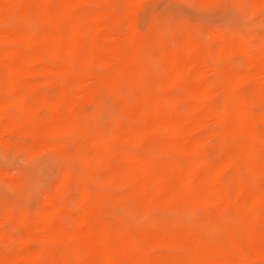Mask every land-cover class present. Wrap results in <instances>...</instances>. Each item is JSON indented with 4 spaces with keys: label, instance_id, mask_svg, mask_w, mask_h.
<instances>
[{
    "label": "bare ground",
    "instance_id": "obj_1",
    "mask_svg": "<svg viewBox=\"0 0 264 264\" xmlns=\"http://www.w3.org/2000/svg\"><path fill=\"white\" fill-rule=\"evenodd\" d=\"M28 1L0 0V10H9L13 18H21ZM258 1L264 7V0ZM61 4V12L56 14L51 0L35 1L36 18L46 25L44 35L5 26V19L0 21V65L7 75L6 80L0 77V134L16 127L25 128L35 137H43L45 142L56 145L53 146L55 148L67 145V142L57 141L56 135L74 137L81 144L80 159L84 161L86 155H92L101 168H108V172L74 173L66 168L55 193L44 197L35 213L2 207L0 226L19 223L28 239H35L40 245L30 249L21 242L15 254L0 255V264H158L152 249L171 244L178 238L192 244L193 252L184 256L190 264H227L231 256L241 264L263 263L264 255L251 235L257 229L255 224L247 229L251 234L245 235L246 247H243L238 240L230 238L222 243L191 227H186L178 236L152 225H139L134 228L136 235L133 236L129 226L94 227L92 214L93 204L101 202L104 197L95 187L121 179L137 185L138 192L134 196L143 202L145 208L155 203L172 204L184 198L206 208L231 207L252 222L255 219L252 211H257L264 204V191L256 186L258 177L255 171V156L259 152L263 155L259 169H264V114L254 111L255 108L244 98L241 82L243 78H249L255 83L257 92L264 93V73L261 70L264 51L251 46L245 35H237L239 32H235L237 37L226 42L215 28L221 45L241 50L247 62L245 71L236 69L228 73L217 63L221 53L217 59L204 57L200 54L203 44L186 32L188 35L183 37L182 48L172 45L169 53L161 54L172 78L169 80L155 74L153 84L138 87L131 99L122 101L124 113L137 124L114 118L106 131L101 129L92 133L87 124L79 122L74 112L76 102L86 95L91 81L100 89L114 94L119 87L120 74L125 73L130 65L146 71L145 61L152 52L145 54L122 45L123 39L129 44L138 40L135 22L129 13H125L129 31L124 37L107 23L109 19L115 22L116 13L112 8L86 17L93 33L87 36L79 23L80 0H62ZM129 5L132 6L131 3ZM134 7L129 6L128 9L132 11ZM100 34L108 43L105 48L95 39V35ZM18 42L23 43V47L18 46ZM143 42H149V37ZM48 73L53 74L52 80L46 78L48 82L62 79L64 83L59 86L56 96L51 98L46 93L35 96L33 88L29 90L30 100L14 94L19 89V75ZM176 83L189 84L183 98L187 104L185 110L177 104L181 97L166 94V90ZM195 90L198 95H194ZM5 91L10 95L3 96ZM218 97L220 105L214 102L216 99L220 103ZM95 106L99 116L97 103ZM62 108L69 116H62ZM258 125L261 130L257 129ZM149 133L161 138L163 148L186 153L189 157L178 164L171 159L122 146L128 141L138 143ZM212 138L219 143L220 160L215 166L208 158L200 156ZM87 144L92 145V153H87ZM225 144L229 146L226 151L223 150ZM240 166L253 173L254 179L250 181L236 175L234 190L228 195L222 177L228 170H236ZM73 179L81 184L78 195L80 210L74 216L69 214L67 206ZM66 216L73 219L71 226L65 223ZM83 224L92 226L82 229ZM2 237L5 233L0 232ZM54 248L58 251V262L53 260Z\"/></svg>",
    "mask_w": 264,
    "mask_h": 264
},
{
    "label": "rangeland",
    "instance_id": "obj_2",
    "mask_svg": "<svg viewBox=\"0 0 264 264\" xmlns=\"http://www.w3.org/2000/svg\"><path fill=\"white\" fill-rule=\"evenodd\" d=\"M35 1H28L24 16L21 18H13L9 10L1 9L0 21L5 19V26H16L44 35L46 25L36 18ZM254 1L105 0L102 4L97 0H80L78 8L79 23L87 36L93 35V33L89 30L86 17L103 9L105 10V8H112L116 13V19L115 22L112 19L108 20L107 23L110 27L117 30L124 37L129 31L128 19H125V13H129L138 31V40L135 43L129 44L123 39L122 45L129 49L134 48L145 54L151 51L152 55L146 58V71H143L137 65H130V68L125 73L120 74L119 87L114 94L111 91L100 89L95 82L91 81L88 91L85 92L86 95L78 99L74 108L79 122L87 124L92 133H97L101 129L106 131L114 118H118L124 123L136 125V121L130 119L124 113L121 107L122 101L131 99L138 87L153 84L156 80V75L169 80L172 78L167 68V62L164 58H161V54L162 52L169 53L172 45L182 48L184 45L183 37L188 35L186 32H189V35H193L203 44L200 54L204 57L217 59V56L221 53L217 63L227 70L228 73L234 72L236 69L245 71L247 62L243 52L239 49L223 47L220 40H218L216 29L218 30L217 33H220L226 42L237 37V35H245L247 42L251 46L264 51V15H262L264 7L259 4L258 0ZM61 3L62 0H51V7L54 13L60 14ZM127 4L130 8L136 7L132 8L131 11L130 8L128 9L129 6ZM208 5L213 7H200ZM62 28L64 27L62 26ZM212 32H215V34ZM229 32L231 35H229ZM235 32L240 34L237 33L236 35ZM146 37H149V42L144 43L143 41ZM95 39L104 48L108 44L102 34L95 35ZM17 45L23 47L21 42H18ZM1 66L0 77L6 80L7 75ZM261 70L264 73V63L261 65ZM46 78H51L50 80H52L53 74L19 75V89L14 94L28 97L29 99V90L33 88L35 96L43 93H46L51 98L56 96L59 86L64 84L61 81L62 79L57 82H51L50 80L48 82ZM45 79L47 82L43 81ZM187 81L190 82L189 78ZM69 83L70 81H67V84ZM188 88L189 84L187 86L184 83H176L166 90V94L169 96L181 97V100L177 103L181 110L187 109V104L183 98L186 96ZM241 92L244 98L251 103L253 109L255 108L254 111L264 114V93L257 92L256 85L252 80L249 78L242 79ZM193 93L198 95L197 90L193 91ZM8 95H10L9 92H3V96ZM214 102L221 104L220 99L218 100L220 103H217L216 99ZM95 103L98 105L99 116H97L95 111L97 108ZM61 114L65 117L69 116V113L64 108L61 109ZM257 129L261 130V126L258 125ZM56 140L67 142V145L55 148L53 146L56 145L45 142L43 137H35L30 130L25 128L16 127L8 130L7 133L0 134V209L8 206L17 211L35 213L40 208L44 197L55 193V187L66 168H69L74 173L94 170H98L102 174L108 172V168H101L92 155H86L84 161L80 159L79 149L81 144L74 137L56 135ZM216 140L212 138L210 144L200 153V156L208 158L213 166L217 165L220 160L219 143ZM122 146L125 149L134 148L139 152L152 156L171 159L178 164H181L189 157L186 153L163 148L161 146V138L154 135V133H149L138 143L128 141L123 143ZM228 148L227 144L223 146L225 151ZM36 149L37 151H35ZM86 150L87 153H92V145L87 144ZM262 163L263 155L259 152L255 156V171L258 177L256 186L264 191V175H262L264 174V169H259ZM241 169L243 172H241ZM224 174L222 179L227 186L228 195L234 190L236 175L239 174L250 181L254 179V174L244 170L242 166L236 170H228ZM80 187L81 184L73 179L67 195L68 212L73 216L80 210L78 199ZM117 189L121 192L117 191ZM95 190L103 194L104 197L101 202L93 204L92 217L94 220L92 225L94 227L98 225H110L118 228L129 226L132 228L130 232L133 236L136 235L134 228L139 225L143 227L152 225L155 228L166 230L178 236L181 235L186 227H191L197 232L206 233V236L211 235L210 237L222 243L232 238L238 240L243 247H246L245 235L249 233L247 229L250 228L251 224H255L257 229L252 234H249L252 235L253 242L264 255V204L257 211H252L255 219L249 222L231 207L217 208L212 206L206 208L201 205L198 206L195 202H189V200L184 198L172 204L155 203L149 208H145L143 202L134 196L138 192L137 185L121 179H115L106 186H97ZM122 195L127 197L125 199L121 198ZM64 221L68 226H71L73 219L71 216H66ZM92 225L83 224L82 229ZM0 232L5 233V237L0 238L1 256L15 254L21 247V242L24 243L23 246L25 248L30 249H36L40 245L37 240L28 239L25 229L19 223L0 226ZM152 250L153 258L158 264H190L184 258L193 252L192 244L181 242L179 238L171 244L159 246ZM52 255L53 260L58 262L59 256L56 248H54ZM178 255H181L182 258ZM227 264L241 263L237 261L235 256H231L230 263ZM254 264H264V261L263 263Z\"/></svg>",
    "mask_w": 264,
    "mask_h": 264
},
{
    "label": "snow or ice",
    "instance_id": "obj_3",
    "mask_svg": "<svg viewBox=\"0 0 264 264\" xmlns=\"http://www.w3.org/2000/svg\"><path fill=\"white\" fill-rule=\"evenodd\" d=\"M200 7H208V8H210V7H213L212 5H208V6H200ZM262 15H264V13H262Z\"/></svg>",
    "mask_w": 264,
    "mask_h": 264
}]
</instances>
